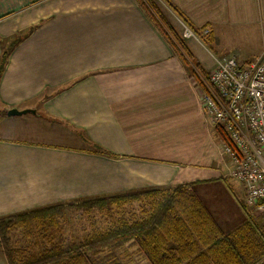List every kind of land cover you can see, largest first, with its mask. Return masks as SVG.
<instances>
[{
    "label": "crops",
    "instance_id": "1",
    "mask_svg": "<svg viewBox=\"0 0 264 264\" xmlns=\"http://www.w3.org/2000/svg\"><path fill=\"white\" fill-rule=\"evenodd\" d=\"M169 1L177 10L155 0L179 35L183 23L208 30L218 52L264 33V0ZM185 40L212 70L200 40ZM3 56L0 217L190 184L225 232L246 220L203 89L138 0H0ZM137 249L127 260L151 264Z\"/></svg>",
    "mask_w": 264,
    "mask_h": 264
},
{
    "label": "trees",
    "instance_id": "2",
    "mask_svg": "<svg viewBox=\"0 0 264 264\" xmlns=\"http://www.w3.org/2000/svg\"><path fill=\"white\" fill-rule=\"evenodd\" d=\"M138 2L206 90L208 72L155 0ZM3 63L4 56L0 72ZM76 214L86 225L72 228ZM245 214L225 232L190 184L136 189L2 216L0 247L8 264H132L127 257L134 247L151 264H256L264 257V228Z\"/></svg>",
    "mask_w": 264,
    "mask_h": 264
},
{
    "label": "built area",
    "instance_id": "3",
    "mask_svg": "<svg viewBox=\"0 0 264 264\" xmlns=\"http://www.w3.org/2000/svg\"><path fill=\"white\" fill-rule=\"evenodd\" d=\"M183 39L206 37L183 23ZM215 57L202 100L207 115L222 130V154L230 177L244 188L246 205L264 222V56L252 61ZM256 264H264V257Z\"/></svg>",
    "mask_w": 264,
    "mask_h": 264
},
{
    "label": "rangeland",
    "instance_id": "4",
    "mask_svg": "<svg viewBox=\"0 0 264 264\" xmlns=\"http://www.w3.org/2000/svg\"><path fill=\"white\" fill-rule=\"evenodd\" d=\"M200 38H201L200 43L203 45V46L201 45V49L203 51H205L206 53H208L209 56L210 55L214 56V58L215 57H219V58L236 57L239 60L252 61V60H255L259 57L264 56V33H261L260 29H259V31H257V29H253V31L251 33L249 32L245 35L241 34V36H238V37L234 36L233 38H230L228 41L222 40V41L216 42V44L225 47V49L222 50L221 52H218L214 48V43H213L212 38H208V37H200ZM189 39H193V38H189ZM183 40L185 42L187 41L185 39H183ZM212 56H210V58L213 61L214 59ZM210 71H212V70H209L208 73ZM228 179L232 180L230 182H231V184L233 183L232 184L233 189L235 188L236 191L239 189L238 193L239 192L240 193L238 194V200H239V206L238 207H240L243 212L246 211V212H248V214L250 213V215L256 221H258L259 224L264 228V222H263L262 218L259 216V214L256 213L253 209L251 210L247 207L245 194L243 191V186L240 183H238L236 180L233 181L234 179H232L230 177V174L228 175ZM228 205L230 206L229 203H228ZM135 206H137V204H135ZM230 213L232 214V216H237V213L232 206H231ZM79 221L81 222L82 225H86L85 218L84 217L79 218V214H76L71 218L72 228H79V226H78ZM1 252H2V248L0 247V255H2ZM0 264H3V263H0ZM141 264H144V263H141Z\"/></svg>",
    "mask_w": 264,
    "mask_h": 264
},
{
    "label": "water",
    "instance_id": "5",
    "mask_svg": "<svg viewBox=\"0 0 264 264\" xmlns=\"http://www.w3.org/2000/svg\"><path fill=\"white\" fill-rule=\"evenodd\" d=\"M30 111H33V110H31V109L18 110L16 108H13V109H10L8 111V114L9 115H21V114H24V113H27V112H30Z\"/></svg>",
    "mask_w": 264,
    "mask_h": 264
}]
</instances>
